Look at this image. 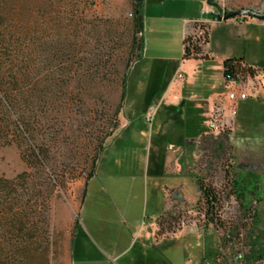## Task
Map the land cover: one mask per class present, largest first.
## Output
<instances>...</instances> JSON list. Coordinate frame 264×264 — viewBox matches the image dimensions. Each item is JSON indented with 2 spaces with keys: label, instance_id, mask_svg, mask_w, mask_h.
<instances>
[{
  "label": "rangeland",
  "instance_id": "1",
  "mask_svg": "<svg viewBox=\"0 0 264 264\" xmlns=\"http://www.w3.org/2000/svg\"><path fill=\"white\" fill-rule=\"evenodd\" d=\"M137 3L73 0L61 12L82 17L77 60L87 64L78 75L61 76L77 66L66 56L63 65L41 57V86L58 90L55 109L43 119L42 138L50 167L64 180L51 201L55 247L50 264H143L134 239L151 215L162 211L154 230L176 239L153 255L166 264H264V141L243 142L256 143L264 136V100L248 101L237 112L235 132L221 135L209 133V120L204 127L203 117L189 111V105L182 115L181 108L168 107L160 98L172 77L179 69L188 75L194 65L182 66L185 28L215 16L206 0H145L144 54L138 62L133 44L141 37L133 28ZM217 3L224 13L264 11V0ZM38 7L45 8L44 2ZM38 10L33 18L42 21L45 11ZM64 32L54 41L45 34L42 43L64 41ZM189 34L200 36L199 26L193 25ZM208 46L215 60L242 57L264 71V21H221L210 28ZM99 53L110 60L116 76L102 80L93 75L91 64ZM151 68L157 72L152 80ZM52 72L55 84L49 79ZM125 74L127 98L122 102ZM25 170L17 146L0 148V176L13 179ZM198 182L218 199L209 214Z\"/></svg>",
  "mask_w": 264,
  "mask_h": 264
},
{
  "label": "trees",
  "instance_id": "2",
  "mask_svg": "<svg viewBox=\"0 0 264 264\" xmlns=\"http://www.w3.org/2000/svg\"><path fill=\"white\" fill-rule=\"evenodd\" d=\"M72 1L0 0V148L17 146L26 165V170L13 179L0 176V264H50L54 253L51 201L55 188L64 180L50 167V151L41 130L45 114L51 107L55 109L58 90L41 86L39 72L42 56H47L50 64L57 62L60 65L65 63L62 60L66 56L70 64L77 66L76 70H68L61 76H68L71 72L78 75L88 62L77 60L82 49V41L77 34L85 30L78 26L83 22L82 17L61 12V7L67 9ZM144 1L138 0L133 21L134 30L141 35L140 39L133 40L135 49L139 51L138 62L144 54L146 26L141 13ZM43 2L45 8L41 9L38 5ZM37 10L45 11L42 21L33 18ZM193 25L199 26L201 34L196 41L191 34L185 37L183 60L208 61L203 48L209 43V29L200 23ZM59 31H66L64 41L42 43L43 35L48 34V38L54 41ZM74 38L79 40V44L74 42ZM45 46L47 50L43 51ZM94 57L91 64L95 69L94 76L103 80L101 76L117 75L114 67L108 66L110 60L104 61L101 53ZM263 72L246 64L242 57H230L223 62L225 81L236 76L253 77ZM54 74L52 72L49 79L55 84L57 77ZM127 77L125 74L122 80V102L127 98ZM198 185L209 214L214 211L218 199L211 188L207 189L201 182ZM85 194L86 189L84 197Z\"/></svg>",
  "mask_w": 264,
  "mask_h": 264
},
{
  "label": "crops",
  "instance_id": "3",
  "mask_svg": "<svg viewBox=\"0 0 264 264\" xmlns=\"http://www.w3.org/2000/svg\"><path fill=\"white\" fill-rule=\"evenodd\" d=\"M208 9L210 13H212L215 16V20L211 22L209 21L189 22L188 26L185 28V37L192 30L193 23H200L208 27L209 38H210V28L212 26L216 27L219 24V21L217 20L215 11L209 6ZM208 44L205 46V54L208 55L209 60L208 61L195 60V59L183 60V65H182L183 67H184V63H191V64L193 63L194 65H191L190 67L191 70L188 71V75L183 74L181 69L176 71L175 75L172 77L171 81L166 87L167 93L165 94V96L163 95L160 98L162 101L166 100L167 106L170 108L171 107L175 109L181 108L182 109L181 110L182 112H180L181 115L185 112V110H187L186 107L187 105H189V111H193V112L198 111L197 112L198 115L199 116L201 115L203 117V119L205 120L203 122L204 127L206 126V119L209 120L210 118L213 109V103L216 102L219 98L221 99L224 97L223 62L225 59L230 58L224 55L221 59L215 60L213 57L209 55ZM178 73L183 74L182 80L177 79ZM147 74L149 75V79L152 80L156 77L157 72H154L153 69L151 68L150 70L148 69ZM184 93H186L188 96H185L183 98ZM258 100L259 101L264 100V81H263V90L260 93L259 98H249L245 102L240 103L238 105V110L241 109V107H245L248 101H258ZM176 114L179 115V112ZM173 116H177V115H173ZM235 123H236V119L234 121L232 128V131L234 132L236 129ZM260 126L261 127L264 126V120L260 122ZM206 128L208 129V126H206ZM206 133L207 132L202 133L201 136ZM245 140H243L244 143H252L254 145L257 144L258 142L264 141V136L260 137L256 143H253L252 141L249 140L245 142ZM158 217H159L158 214L151 215L150 223L148 225L143 226L139 230V233L136 235L134 239L139 244L140 259L142 260L143 264H166V262L160 259L159 257H157V255L156 256L153 255V252H158V249L160 247L170 246L171 243L176 239L169 237L168 235L166 236L164 235L160 237L158 232H155L153 226L155 223L158 224V219H159ZM183 235L185 236V234ZM184 236H182L181 238H183ZM181 238H177V239H181Z\"/></svg>",
  "mask_w": 264,
  "mask_h": 264
},
{
  "label": "built area",
  "instance_id": "4",
  "mask_svg": "<svg viewBox=\"0 0 264 264\" xmlns=\"http://www.w3.org/2000/svg\"><path fill=\"white\" fill-rule=\"evenodd\" d=\"M192 36L194 41L199 38L198 34H193ZM177 79L182 80L183 74L178 73ZM263 81V74L247 78L236 76L228 81L224 80V97L213 103L208 122V132L219 135L232 130L237 116L238 105L249 98H259L263 90ZM152 115H148L147 119H151ZM157 227L158 224L155 223L153 229Z\"/></svg>",
  "mask_w": 264,
  "mask_h": 264
},
{
  "label": "water",
  "instance_id": "5",
  "mask_svg": "<svg viewBox=\"0 0 264 264\" xmlns=\"http://www.w3.org/2000/svg\"><path fill=\"white\" fill-rule=\"evenodd\" d=\"M206 4L215 11L219 22L233 18H253L258 21H264V11L256 12L249 9H240L224 13L220 5L217 3V0H206Z\"/></svg>",
  "mask_w": 264,
  "mask_h": 264
}]
</instances>
